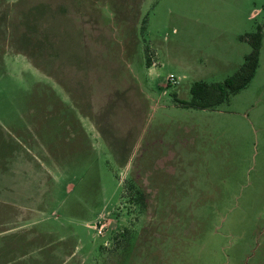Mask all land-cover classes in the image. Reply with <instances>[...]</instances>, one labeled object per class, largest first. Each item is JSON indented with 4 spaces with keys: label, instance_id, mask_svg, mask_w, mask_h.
I'll list each match as a JSON object with an SVG mask.
<instances>
[{
    "label": "rangeland",
    "instance_id": "1",
    "mask_svg": "<svg viewBox=\"0 0 264 264\" xmlns=\"http://www.w3.org/2000/svg\"><path fill=\"white\" fill-rule=\"evenodd\" d=\"M264 0H0V264H264ZM173 76L175 81L169 82Z\"/></svg>",
    "mask_w": 264,
    "mask_h": 264
},
{
    "label": "trees",
    "instance_id": "2",
    "mask_svg": "<svg viewBox=\"0 0 264 264\" xmlns=\"http://www.w3.org/2000/svg\"><path fill=\"white\" fill-rule=\"evenodd\" d=\"M263 26L257 31L242 36L250 43L252 50L245 56L243 64L231 76L222 82H197L191 89L192 99L184 102L187 106L195 108L216 109L219 105L228 102L232 95L245 88L253 79L259 66V55L263 39Z\"/></svg>",
    "mask_w": 264,
    "mask_h": 264
},
{
    "label": "built area",
    "instance_id": "3",
    "mask_svg": "<svg viewBox=\"0 0 264 264\" xmlns=\"http://www.w3.org/2000/svg\"><path fill=\"white\" fill-rule=\"evenodd\" d=\"M168 81H169V82L175 81V78H174L173 76H170V77L168 78Z\"/></svg>",
    "mask_w": 264,
    "mask_h": 264
},
{
    "label": "crops",
    "instance_id": "4",
    "mask_svg": "<svg viewBox=\"0 0 264 264\" xmlns=\"http://www.w3.org/2000/svg\"><path fill=\"white\" fill-rule=\"evenodd\" d=\"M256 74V73H255ZM255 76V75H254ZM254 78V77H253ZM252 81V80H251Z\"/></svg>",
    "mask_w": 264,
    "mask_h": 264
}]
</instances>
